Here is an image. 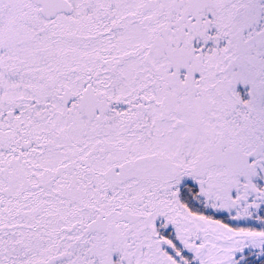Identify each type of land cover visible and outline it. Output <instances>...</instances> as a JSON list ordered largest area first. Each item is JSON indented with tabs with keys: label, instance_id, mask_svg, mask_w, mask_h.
Instances as JSON below:
<instances>
[{
	"label": "snow or ice",
	"instance_id": "6c2138e0",
	"mask_svg": "<svg viewBox=\"0 0 264 264\" xmlns=\"http://www.w3.org/2000/svg\"><path fill=\"white\" fill-rule=\"evenodd\" d=\"M0 264H264V0H0Z\"/></svg>",
	"mask_w": 264,
	"mask_h": 264
}]
</instances>
